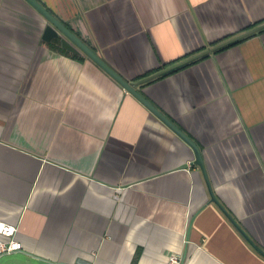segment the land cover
Returning a JSON list of instances; mask_svg holds the SVG:
<instances>
[{
  "label": "crops",
  "instance_id": "0c3cea01",
  "mask_svg": "<svg viewBox=\"0 0 264 264\" xmlns=\"http://www.w3.org/2000/svg\"><path fill=\"white\" fill-rule=\"evenodd\" d=\"M179 127L0 0V264H264V0H38ZM66 50V52L61 49ZM157 76L145 80L150 75ZM0 239L6 237L0 235Z\"/></svg>",
  "mask_w": 264,
  "mask_h": 264
},
{
  "label": "water",
  "instance_id": "95a60500",
  "mask_svg": "<svg viewBox=\"0 0 264 264\" xmlns=\"http://www.w3.org/2000/svg\"><path fill=\"white\" fill-rule=\"evenodd\" d=\"M26 1L30 5H32L47 20V24L45 25L42 33L43 40L51 41L53 38H59L62 48L72 52H76V53L82 52L86 54L90 59H92L95 63H97L102 69H104L112 78H114L123 87L124 90L132 94L138 101H140L144 106H146L152 113H154L161 121H163L170 129H172L175 133H177V135H179L185 142H187L192 147L195 156L193 163L198 165L202 170V173L208 185V189L211 195V200L217 203V200L212 192V188L210 187V184L208 182L204 163L200 151L198 149V146L166 115H164L157 107L153 106V104L148 99H146V97L141 92H139V90L137 89V85L139 83L141 84L143 81L139 80L138 82L133 83L125 79L120 73H118V71L112 68L103 59L101 55H98V53H96L86 42H84L70 28H68L62 21H60L49 9H47L42 3H40V1L38 0H26ZM262 28H264V23L252 29H249L231 39H228L227 41H224L223 43L217 45L216 47L209 48L206 51H203L202 53L192 58L181 61L176 65H174V67L180 66L181 64H184L198 56L205 55L206 53H210L216 48H220L221 46L227 45L235 40L245 37L246 35L252 34ZM160 73L161 72L150 75L145 80L150 78L153 79V77L157 76Z\"/></svg>",
  "mask_w": 264,
  "mask_h": 264
},
{
  "label": "built area",
  "instance_id": "2783aa9c",
  "mask_svg": "<svg viewBox=\"0 0 264 264\" xmlns=\"http://www.w3.org/2000/svg\"><path fill=\"white\" fill-rule=\"evenodd\" d=\"M17 226L0 221V235L6 239H0V253L21 250L22 243L16 238ZM165 264H186L184 259L175 253L169 255Z\"/></svg>",
  "mask_w": 264,
  "mask_h": 264
},
{
  "label": "trees",
  "instance_id": "16d2710c",
  "mask_svg": "<svg viewBox=\"0 0 264 264\" xmlns=\"http://www.w3.org/2000/svg\"><path fill=\"white\" fill-rule=\"evenodd\" d=\"M242 38H240V39H238V40H235V41H233V42H231V43H234V42H237V41H239V40H241ZM94 51H95V49L93 48V47H91ZM61 49V48H60ZM62 51H64V52H66V50H64V49H61Z\"/></svg>",
  "mask_w": 264,
  "mask_h": 264
}]
</instances>
